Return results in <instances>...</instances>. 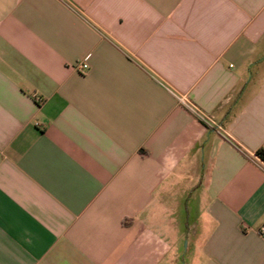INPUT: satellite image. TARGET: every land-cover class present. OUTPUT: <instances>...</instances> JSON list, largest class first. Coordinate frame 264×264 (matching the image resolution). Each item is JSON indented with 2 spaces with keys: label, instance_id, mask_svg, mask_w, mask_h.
<instances>
[{
  "label": "crops",
  "instance_id": "obj_1",
  "mask_svg": "<svg viewBox=\"0 0 264 264\" xmlns=\"http://www.w3.org/2000/svg\"><path fill=\"white\" fill-rule=\"evenodd\" d=\"M259 150L264 0H0V264H264Z\"/></svg>",
  "mask_w": 264,
  "mask_h": 264
},
{
  "label": "built area",
  "instance_id": "obj_2",
  "mask_svg": "<svg viewBox=\"0 0 264 264\" xmlns=\"http://www.w3.org/2000/svg\"><path fill=\"white\" fill-rule=\"evenodd\" d=\"M87 59H83L77 64V69L81 72H87L89 69V64L86 61ZM174 95L177 97L178 101L188 110L190 111L199 121L205 124L209 128L220 129L221 126L217 123V121L209 115L204 109L195 104L193 101L185 97L184 95H180L174 92ZM261 234L264 236V226L261 227Z\"/></svg>",
  "mask_w": 264,
  "mask_h": 264
},
{
  "label": "rangeland",
  "instance_id": "obj_3",
  "mask_svg": "<svg viewBox=\"0 0 264 264\" xmlns=\"http://www.w3.org/2000/svg\"><path fill=\"white\" fill-rule=\"evenodd\" d=\"M180 256H175L171 258V264H191L192 262V252L191 250L187 251V243L184 242L180 248Z\"/></svg>",
  "mask_w": 264,
  "mask_h": 264
},
{
  "label": "trees",
  "instance_id": "obj_4",
  "mask_svg": "<svg viewBox=\"0 0 264 264\" xmlns=\"http://www.w3.org/2000/svg\"><path fill=\"white\" fill-rule=\"evenodd\" d=\"M257 155L264 161V150H259Z\"/></svg>",
  "mask_w": 264,
  "mask_h": 264
}]
</instances>
